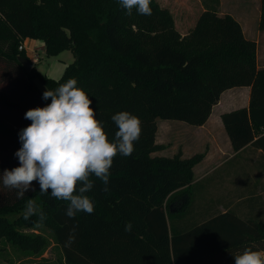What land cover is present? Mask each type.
Instances as JSON below:
<instances>
[{"label": "trees", "instance_id": "1", "mask_svg": "<svg viewBox=\"0 0 264 264\" xmlns=\"http://www.w3.org/2000/svg\"><path fill=\"white\" fill-rule=\"evenodd\" d=\"M208 1L183 36L156 0L150 16L135 10L128 15L119 0H0V77L9 82L0 92V145L19 149V134L31 124L25 113L51 103L42 98L37 81L54 90L75 78L109 141L118 131L111 119L118 112L137 116L142 129L133 153L114 157L108 191L91 177L92 214L68 218L67 202L41 195L35 181V191L22 199L16 190L1 194L0 243L35 255L45 251V237L22 232L41 226L38 215L24 218L32 199L46 214L42 227L53 233L65 264H235L233 256L245 248L264 252L262 223L230 212L191 222L194 168L205 153L152 156L165 149L156 143L158 119L204 126L221 95L241 87L251 89L249 108L222 115L224 129L235 152L251 145L264 154V69L257 66V43L245 37L234 17L219 15L220 0ZM258 29L264 31V0ZM27 39L42 42L48 56L71 51L75 60L59 80L35 65L28 72L18 60H29L20 50ZM126 222L131 232L125 231ZM74 225V242L66 247Z\"/></svg>", "mask_w": 264, "mask_h": 264}, {"label": "clouds", "instance_id": "2", "mask_svg": "<svg viewBox=\"0 0 264 264\" xmlns=\"http://www.w3.org/2000/svg\"><path fill=\"white\" fill-rule=\"evenodd\" d=\"M150 3L151 0H119L128 15L135 10L139 15L150 16ZM77 83L70 78L54 90H45L42 98H50L51 103L25 113L24 118L31 124L19 134L22 146L15 153L19 166L4 169L0 174L3 187L16 190L18 199L30 189L35 191L33 181L37 182L41 195L50 193L51 197L67 202L65 215L70 219L78 213L94 212V203L87 195L94 187L91 177L99 179L103 190L108 191L114 157L130 156L142 131L137 116L121 111L111 117L118 131L109 141L102 122L95 118L92 100ZM33 215H38L36 223L42 226L46 214L29 199L24 218ZM75 229L74 225L66 247L74 242ZM131 230V222H126L125 231ZM233 258L235 264H264V252L252 248H245Z\"/></svg>", "mask_w": 264, "mask_h": 264}, {"label": "crops", "instance_id": "3", "mask_svg": "<svg viewBox=\"0 0 264 264\" xmlns=\"http://www.w3.org/2000/svg\"><path fill=\"white\" fill-rule=\"evenodd\" d=\"M204 6L205 4L202 3L201 13L205 10ZM222 6L223 2L220 0L218 13L221 16L226 15L221 12ZM232 17L242 26L245 37L257 43V66L259 69H264V31L258 29L260 15L256 21L257 25L254 23L253 26L244 24L235 15ZM23 47L29 60L33 59L38 51L45 50L43 43L32 39H27ZM66 67V65L62 66L61 73ZM44 75L56 79L51 71ZM250 94L251 89L249 87L225 91L218 104L214 106L207 123L193 129V143L197 150L193 154H187L182 149L185 153L182 152L183 158H190L200 153L206 155L204 160L194 168L192 188L198 187L201 195L199 205L191 219L192 223L202 224L217 215L230 212L243 221L264 224V154L262 150L251 145L235 152L221 119L222 115L226 113L249 108ZM167 127H170V124L163 127L164 132H166ZM158 138L159 129L156 140ZM156 143L164 145L158 141ZM175 154L156 156L173 157ZM182 207L183 203L180 204L179 209L181 210Z\"/></svg>", "mask_w": 264, "mask_h": 264}, {"label": "rangeland", "instance_id": "4", "mask_svg": "<svg viewBox=\"0 0 264 264\" xmlns=\"http://www.w3.org/2000/svg\"><path fill=\"white\" fill-rule=\"evenodd\" d=\"M161 8L166 9L170 12L173 17L175 27L181 33V35L188 34L193 28L199 14L202 11V3L209 2L208 0H156ZM223 6L221 12L235 15L244 24L253 26L256 23L258 16L260 15V0H222ZM247 25V26H248ZM257 25V23H256ZM252 38V37H251ZM251 40V39H250ZM42 43V42H40ZM35 57L31 59L36 69L41 73L45 74L51 71L53 76L59 80L63 73L60 69L62 66H69L75 60L74 55L71 51H64L58 56H48L45 50L38 51ZM37 58V62L34 59ZM48 77V76H47ZM38 89L44 93L45 86L40 82H36ZM9 85L8 79H2L0 77V92L5 90ZM167 124L166 132L163 129ZM159 129L158 143H163L165 149L154 153L153 155H172L179 151L187 152V154H193L195 152L196 145L193 143L194 133L192 126H189L182 122L177 121H166L157 120ZM161 132V133H160ZM4 147V149H2ZM200 149V147H197ZM183 149V151H182ZM18 149L12 148L11 146L0 145V174L4 169L11 170L14 167L19 166V160L15 156ZM183 152V154H185ZM9 189L4 188L2 181H0V195L7 193ZM201 192L198 187L193 189V200L189 208L188 215H191L199 205ZM180 202L175 203V209L180 212ZM178 218V214L174 213L171 216V223L173 224ZM22 232L25 234H40L45 237L48 241V246L45 251L40 255L32 254L31 252L24 251L19 247L13 246L12 244L2 241L0 243V264H65L63 252L59 246L55 244L53 233L45 227L40 226L39 228H24Z\"/></svg>", "mask_w": 264, "mask_h": 264}, {"label": "water", "instance_id": "5", "mask_svg": "<svg viewBox=\"0 0 264 264\" xmlns=\"http://www.w3.org/2000/svg\"><path fill=\"white\" fill-rule=\"evenodd\" d=\"M18 60L26 71L30 72L33 69L34 64L30 60L23 57H19Z\"/></svg>", "mask_w": 264, "mask_h": 264}, {"label": "built area", "instance_id": "6", "mask_svg": "<svg viewBox=\"0 0 264 264\" xmlns=\"http://www.w3.org/2000/svg\"><path fill=\"white\" fill-rule=\"evenodd\" d=\"M24 49V47L23 46H21L20 47V50H23ZM38 60H37V58L36 59H34V62L36 63Z\"/></svg>", "mask_w": 264, "mask_h": 264}]
</instances>
